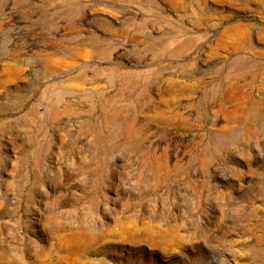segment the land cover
<instances>
[{
    "label": "rangeland",
    "instance_id": "obj_1",
    "mask_svg": "<svg viewBox=\"0 0 264 264\" xmlns=\"http://www.w3.org/2000/svg\"><path fill=\"white\" fill-rule=\"evenodd\" d=\"M0 264H264V0H0Z\"/></svg>",
    "mask_w": 264,
    "mask_h": 264
}]
</instances>
